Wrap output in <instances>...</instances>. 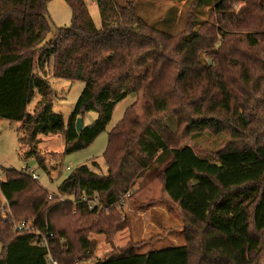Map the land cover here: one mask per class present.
<instances>
[{
  "label": "trees",
  "instance_id": "16d2710c",
  "mask_svg": "<svg viewBox=\"0 0 264 264\" xmlns=\"http://www.w3.org/2000/svg\"><path fill=\"white\" fill-rule=\"evenodd\" d=\"M50 2L0 0V120L20 124L23 157L49 176L38 150L40 136L61 135L64 155L73 154L95 142L127 96L140 94L141 105L126 108L108 133L107 174L81 165L61 182L59 198L50 199L30 176L1 168L0 264H48V252L33 245L31 230L14 231L24 221L54 235L49 253L59 264H86L96 253L94 235L111 239L128 227L113 206L152 167L185 219L184 243L128 250L94 264H262L264 0H194L196 8L210 6L208 19L197 23L192 10L193 22L176 34L149 26L136 0L126 5L95 0L100 27L84 0H65L70 25L55 28ZM47 69L53 78L85 84L67 122L53 112ZM89 113L96 119L86 125ZM171 118L177 121L174 131L167 123ZM204 134L225 139L214 149L183 144ZM94 195L109 214L95 218L84 204L73 210L74 201ZM2 199L9 209L4 217Z\"/></svg>",
  "mask_w": 264,
  "mask_h": 264
},
{
  "label": "rangeland",
  "instance_id": "374dc122",
  "mask_svg": "<svg viewBox=\"0 0 264 264\" xmlns=\"http://www.w3.org/2000/svg\"><path fill=\"white\" fill-rule=\"evenodd\" d=\"M84 1L93 22L97 27H100L101 18L95 0ZM116 1L120 5H126L125 3L128 0ZM194 3V0H136L135 6L138 15L149 26L159 31L176 34L184 31L190 20L193 22L190 18L192 10H195L194 14L197 23L208 19L212 11L210 6L206 7L204 4H199L196 8ZM48 11L53 27L61 28L70 25L72 14L65 0H51L48 4ZM51 36L52 34L48 36V39ZM202 57L204 62H210L207 54H203ZM45 76L53 90V94H55L53 112L61 114L65 122H67L85 84L83 82L71 83L66 80L53 78L49 69L45 71ZM38 100L39 96L33 100L28 108L30 112L33 111ZM133 104H137L138 109H140V94L129 95L119 102L106 130L92 145L82 151L64 155V143L61 135L40 136L41 142L38 150L44 159V166L50 173L49 176L39 169V165L34 159L26 160L23 157V153L27 148L18 141L20 134L17 129L20 124L0 120V166L17 171L27 166L35 168L40 177L39 183L48 191L50 196L59 198V185L71 172L81 165L89 166L98 175L104 176L107 174V167L103 162V153L107 145L108 133L122 119L126 108ZM95 119L96 114L89 113L85 115L84 124L88 125ZM167 123L173 131L176 129L177 121L175 118L169 119ZM223 139H225V136L222 135L214 137L204 134L183 144L193 146L196 145V142H200L201 144L199 145L203 148L208 146L206 149H214L223 142ZM93 163L96 166H93ZM128 192L133 194L132 197L130 196L128 200L122 197L118 200L119 205L113 206L115 212L121 217L120 221L123 220L128 227L118 231L111 239H107L103 235H94L97 241L95 256L83 263L94 264L98 260H103L111 255L128 250L135 252L157 251L176 247L184 243L185 238L182 228L185 226V219L180 209L172 204L163 192L159 174L153 167L145 170L130 186ZM1 204L4 217L9 214V209H5L3 199ZM107 209L101 203L99 208L92 211H95V218H97L100 213L109 214L110 211ZM73 210H76L75 204H73ZM18 224L16 223L15 227ZM1 253L2 245L0 244ZM262 264H264V260Z\"/></svg>",
  "mask_w": 264,
  "mask_h": 264
},
{
  "label": "built area",
  "instance_id": "2783aa9c",
  "mask_svg": "<svg viewBox=\"0 0 264 264\" xmlns=\"http://www.w3.org/2000/svg\"><path fill=\"white\" fill-rule=\"evenodd\" d=\"M1 166H0V182L5 180L4 174L2 173L1 170ZM69 169V168H68ZM20 172H22L23 174H26L28 176H30L33 180L39 181L40 177L38 172L36 171L35 168L33 167H23L21 170H19ZM131 196V193L128 192L126 195L123 196V199L125 198L126 200H128ZM52 196H50L51 199ZM61 200H65L64 198H61ZM123 203V202H122ZM73 204H75L76 206L79 204H84L88 210L92 211L95 210L97 208H99L101 206V202L100 199L97 195H94L92 198H88L86 196H83L81 198V200L79 201H74ZM119 205V202L116 203V206ZM26 230H31L34 234H35V238L33 239V245L40 247V248H44L47 250L48 255H47V262L48 264H59L57 261H55L52 256L50 255V241L54 239V235L50 232H40L39 230H35L31 227V224L29 222H20L16 227H15V231L18 232H22V231H26Z\"/></svg>",
  "mask_w": 264,
  "mask_h": 264
},
{
  "label": "water",
  "instance_id": "95a60500",
  "mask_svg": "<svg viewBox=\"0 0 264 264\" xmlns=\"http://www.w3.org/2000/svg\"><path fill=\"white\" fill-rule=\"evenodd\" d=\"M76 129L77 132L80 133L83 129V119L82 118H78L76 121Z\"/></svg>",
  "mask_w": 264,
  "mask_h": 264
}]
</instances>
